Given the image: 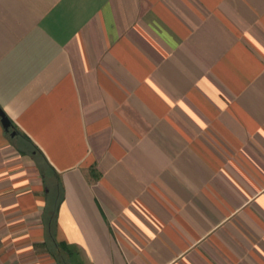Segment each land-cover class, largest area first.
<instances>
[{"label":"crops","instance_id":"crops-1","mask_svg":"<svg viewBox=\"0 0 264 264\" xmlns=\"http://www.w3.org/2000/svg\"><path fill=\"white\" fill-rule=\"evenodd\" d=\"M0 107V264H264V0H0Z\"/></svg>","mask_w":264,"mask_h":264},{"label":"water","instance_id":"water-1","mask_svg":"<svg viewBox=\"0 0 264 264\" xmlns=\"http://www.w3.org/2000/svg\"><path fill=\"white\" fill-rule=\"evenodd\" d=\"M0 117H1V121H2L4 128L6 130H10L13 127V125L1 107H0ZM12 134H15V130L12 131Z\"/></svg>","mask_w":264,"mask_h":264}]
</instances>
